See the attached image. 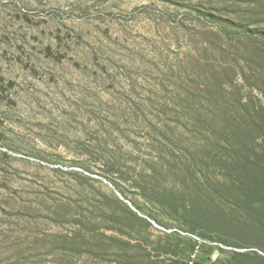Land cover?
<instances>
[{
  "label": "rangeland",
  "instance_id": "obj_1",
  "mask_svg": "<svg viewBox=\"0 0 264 264\" xmlns=\"http://www.w3.org/2000/svg\"><path fill=\"white\" fill-rule=\"evenodd\" d=\"M172 230L264 252V0H0V264H171Z\"/></svg>",
  "mask_w": 264,
  "mask_h": 264
},
{
  "label": "built area",
  "instance_id": "obj_2",
  "mask_svg": "<svg viewBox=\"0 0 264 264\" xmlns=\"http://www.w3.org/2000/svg\"><path fill=\"white\" fill-rule=\"evenodd\" d=\"M169 233H175L181 238H186V239L191 240V242L193 243L194 248L190 252L186 260V264H200V261H201L200 258L202 255V251L205 247H212V248L220 247L221 249L223 248L216 243L208 242L207 240L201 238L195 233H189L183 230H172V231H169ZM223 249H228V248H223ZM228 250H232V249H228ZM235 251L238 253L244 252V251H238V250H235ZM258 254L262 258H264V252H258Z\"/></svg>",
  "mask_w": 264,
  "mask_h": 264
},
{
  "label": "crops",
  "instance_id": "obj_3",
  "mask_svg": "<svg viewBox=\"0 0 264 264\" xmlns=\"http://www.w3.org/2000/svg\"><path fill=\"white\" fill-rule=\"evenodd\" d=\"M205 248L208 250V252L207 254H204L203 257H201L202 264H233L234 254H226L223 251L220 252L219 250L214 251L212 247ZM184 259L185 258L180 257L181 262L185 261Z\"/></svg>",
  "mask_w": 264,
  "mask_h": 264
},
{
  "label": "trees",
  "instance_id": "obj_4",
  "mask_svg": "<svg viewBox=\"0 0 264 264\" xmlns=\"http://www.w3.org/2000/svg\"><path fill=\"white\" fill-rule=\"evenodd\" d=\"M186 232H189V231H186ZM193 248H194V245L192 246L191 251L193 250ZM189 254L187 255V258ZM187 258L184 259L185 261H182V262L175 261V262H172L171 264H186ZM248 262H256V264H264V258L259 257L258 254H237V255L234 254L233 255V264H247ZM200 264H202L201 261H200Z\"/></svg>",
  "mask_w": 264,
  "mask_h": 264
}]
</instances>
